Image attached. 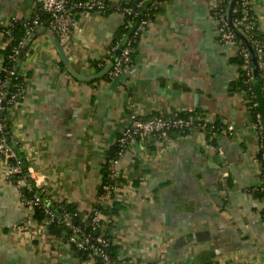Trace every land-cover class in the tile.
Here are the masks:
<instances>
[{"label":"crops","instance_id":"0c3cea01","mask_svg":"<svg viewBox=\"0 0 264 264\" xmlns=\"http://www.w3.org/2000/svg\"><path fill=\"white\" fill-rule=\"evenodd\" d=\"M213 3L159 2L130 65L111 78L105 71L80 79L68 67L79 76L99 72L93 62L108 53L123 24L115 10L77 14L66 39L38 23L20 53L26 90L5 110L6 134L47 206L70 203L85 218L96 205L112 204L98 193L101 169L131 114L196 111L224 127L215 144L197 128L171 131L131 144L118 159L110 234L121 263L264 264V200L254 193L262 181L264 107L259 129L245 91L233 88L236 52L218 38ZM251 8L263 29L264 0H251ZM40 10L35 0H0V22ZM8 40L0 35V64ZM47 226L0 165V264H94Z\"/></svg>","mask_w":264,"mask_h":264},{"label":"trees","instance_id":"16d2710c","mask_svg":"<svg viewBox=\"0 0 264 264\" xmlns=\"http://www.w3.org/2000/svg\"><path fill=\"white\" fill-rule=\"evenodd\" d=\"M69 2H74L77 0H67ZM107 1V0H106ZM163 0H119V4L115 5L111 3L110 1H107L108 4L112 5L113 8H121L124 6H128L131 9L130 14L125 13L123 15V24L121 25V28L117 31L115 34L114 39L111 42V45L109 47L108 53L105 54L102 58L99 60H95L93 64L97 67V70L100 71L102 68L108 63L110 64L106 72L102 75L103 77L111 78V71L113 70V67L116 63V61L121 58L122 51L125 47L129 48L128 56L132 60L133 56L136 51V47L138 44V41L140 39V36L145 30V27L143 25L142 28H139L140 23L142 20H145L149 22L154 13L158 10L156 4L159 2H162ZM232 1L231 8L230 3ZM144 8V9H143ZM143 9V10H142ZM111 11V10H109ZM108 10L104 13L109 12ZM224 12L226 14V21L229 25V27L233 30L235 33V38L237 40H240L242 45L244 47H251L254 49V42H260L264 45V27L259 28L256 24L253 23L254 21V14L253 11L250 9L248 10L247 15H244L242 11V5L241 0H219L215 7L211 8V15L214 16L217 14V12ZM34 19H38V23H42L45 25H49V17L43 16L42 11H38L33 17L30 19L25 20H10L9 22H0V35H2L3 39L6 40L9 39L2 48L3 53V60L0 64L1 68H6L5 70H0V77L6 78L9 77L10 81L5 86V91L7 92V95L16 94L18 103L23 98V95L26 90V84L27 80L18 74L9 75V70H19V62H20V53H24L27 46L26 43L30 41L31 33L34 31V27L32 25V22ZM235 20L240 21L239 24H235ZM28 32V34H27ZM20 42H22V45L19 46V53L14 54L13 50L15 47L20 45ZM26 46V47H25ZM25 47V48H24ZM255 64H256V74H257V80H258V86L260 91V97L257 96V93L255 91L254 82L253 80H247L248 77L246 75V70L243 69L244 59L243 57L236 53V55L233 57L232 61L235 63V65L238 67V78L237 81L234 84L235 89L243 90L246 93V99H250L249 102L247 100L246 105L253 114L255 118V113L262 111L260 104H262V107H264V74L261 72L260 69H258L257 66V60L255 52ZM250 62L253 67V60L252 57L250 59ZM63 65V63L61 62ZM255 103V106L253 105ZM197 114L196 111L191 112H178L176 114L172 115H165V114H155L152 116H146L141 117L138 116L141 119L156 117V116H172V117H183L187 118L190 116H195ZM5 115V111H4ZM6 117V115H5ZM261 117V115H260ZM3 122L5 124V132L7 130L6 127V118H3ZM222 129H224L223 125H219L218 122L215 121H208L206 124L205 132L206 136L210 138V142L215 144L216 142V135L219 133ZM189 129H169L167 132L175 131L178 133H186ZM119 136L120 132L116 137V140L111 147V149L107 153V157L104 160V163L102 165L101 169V184L99 187V196L104 195L106 193V190L103 188L104 184L108 183L111 185V187L115 188L116 185H119L120 178L113 177L110 175L109 172V165L112 160L119 158L124 150H127L129 146H122L119 142ZM18 156V159L21 163V169L22 172L19 174L11 175L12 182H15L16 179L20 178L24 180V184L20 186V199L22 203L26 206L29 205L31 201L34 200L36 194H40L39 190L35 187L33 180L30 177V174L28 172V163L27 160L22 156V154L16 153ZM260 159L263 162V169L261 172V178L262 181L259 185H257L254 189V193L260 198L264 200V155L263 158L260 156ZM109 198L112 199V204L108 206H103L102 204H98L95 207L103 214V218L100 220L99 226L96 228L95 234L102 235L108 239V244L106 246V252L110 255L111 258L116 259V246L112 242V235L110 234V229L112 227V220L110 217L114 212L117 210V202L114 199L115 192L110 191ZM49 210L52 212L53 217H50L41 206L34 205L33 207V216L37 221H45L48 220V232L51 234H58L64 237V239H67V235L69 231L66 229V227L60 222L61 213L64 211L70 212L74 214V220L76 222L81 223L82 225H87L88 220L83 218L82 214L78 212V210L75 208L74 205L70 203H58L51 205H48ZM264 215V210L262 211ZM90 211L88 212V214ZM89 229V226L86 227ZM76 254L82 259L86 260V253L84 251H77ZM94 264H104L103 261L99 256H95L94 259L91 260Z\"/></svg>","mask_w":264,"mask_h":264},{"label":"built area","instance_id":"2783aa9c","mask_svg":"<svg viewBox=\"0 0 264 264\" xmlns=\"http://www.w3.org/2000/svg\"><path fill=\"white\" fill-rule=\"evenodd\" d=\"M39 5L42 12H44L49 17V26L53 32L61 39H66L69 37L75 18L77 14L83 12H93L97 11L104 14L105 11L115 10L119 12L122 17L125 13L130 14L131 9L128 6L113 8L112 5L108 4L106 0H77L74 2H69L67 0H35ZM219 0H214L213 7L216 6ZM115 5L119 4V0L111 2ZM242 11L244 15H247L248 10L251 8V0H241ZM157 6V4H156ZM218 29L219 40L227 45L232 46L235 52L240 54L244 59L243 69L246 70L247 80H253V67L250 62L251 53L247 47H244L240 40L235 38V33L229 27L226 21V14L224 12H217L216 15L212 16ZM240 21L235 20V24H239ZM254 23V21H253ZM38 24V19H34L32 22L33 27ZM147 21L142 20L139 28L143 25L146 26ZM28 34V32H27ZM255 46L253 52H255L258 69L264 74V45L260 42L255 41ZM14 48V54L19 53V46ZM129 48L125 47L122 51V56L119 58L111 71V75L114 76L122 71H125L131 63V59L128 56ZM7 71L6 68H1L0 70ZM9 75L18 74L24 77V73L20 70H9ZM10 81L9 77H0V109L5 111L6 109L13 108L18 104V99L16 94L7 95L5 91V86ZM264 97V95H263ZM249 102L250 99H247ZM4 103L2 106L1 103ZM255 106V103H253ZM208 123V118L204 115L190 116L187 118L183 117H170V116H156L146 119H141L138 115L131 114L129 116L128 122L120 131L119 142L122 146H130L131 144L139 141L145 140L150 136H159L165 134L169 129H191L197 128L201 131H205L206 124ZM255 126L261 129V117L259 112L255 113ZM234 130L233 125L228 124L226 126V131L228 134H232ZM126 150L123 151L122 155ZM121 155V156H122ZM120 156V157H121ZM119 157V158H120ZM111 161L109 165L110 175L115 177L116 170L115 165L118 159ZM0 165L7 172L9 180H11V175L19 174L22 172L21 163L18 159L16 152L9 143L7 134L5 132V124L3 122V117H0ZM28 168L29 174L31 169ZM17 189L20 196V186L24 184V180L18 178L15 182H12ZM103 188L106 190L104 195H100L101 198L104 196L109 197L110 191H115V188L111 187L110 184H104ZM264 189V186H263ZM34 205L41 206L44 211L53 217L52 212L49 210L48 206L42 203L40 194H36L33 201L29 203L32 209ZM74 214L64 211L61 213L60 222L69 231L67 235L66 242L72 247L75 252L78 250L84 251L86 253V258L88 260L94 259L95 256H99L104 264H125L121 263L116 259L110 257L106 252V246L108 244V239L102 235L95 234L96 228L99 226L100 220L103 218V214L96 208L93 207L90 213L86 215L85 219L88 220L87 225H82L74 220Z\"/></svg>","mask_w":264,"mask_h":264},{"label":"water","instance_id":"95a60500","mask_svg":"<svg viewBox=\"0 0 264 264\" xmlns=\"http://www.w3.org/2000/svg\"><path fill=\"white\" fill-rule=\"evenodd\" d=\"M231 6H232V1H231V3H230V8H231ZM31 36H34V34H32ZM54 42H55V45H56V48H57V50H58V52H59V54H60V56L62 57V59H63V61L65 62V64L68 66V61H67V59H66V57H65V54H64V52H63V50H62V48H61V46H60V41H59V38L58 37H55L54 38ZM28 43H26V45H27ZM26 47V46H25ZM24 47V48H25ZM249 51H250V53H251V56H252V60H253V82H254V87H255V91H256V93H257V96L259 97L260 96V91H259V86H258V80H257V72H256V64H255V56H254V53H253V50H252V48L251 47H249ZM109 65L110 64H107L102 70H100L98 73H96L95 75H93V76H79V75H77L73 70H72V68H70V67H68L69 68V70L75 75V76H77L78 78H80V79H84V80H90V79H93V78H96V77H99V76H101L107 69H108V67H109ZM1 105L3 106L4 105V103L2 102L1 103ZM0 117H3V118H5V115H4V111H3V109H0ZM8 140H9V138H8Z\"/></svg>","mask_w":264,"mask_h":264}]
</instances>
